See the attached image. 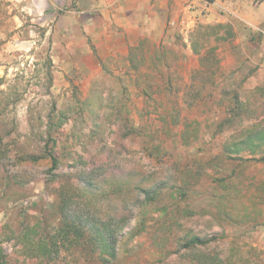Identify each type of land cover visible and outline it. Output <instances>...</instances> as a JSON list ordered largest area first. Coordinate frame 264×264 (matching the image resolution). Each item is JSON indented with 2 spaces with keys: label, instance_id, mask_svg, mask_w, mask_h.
<instances>
[{
  "label": "rangeland",
  "instance_id": "obj_1",
  "mask_svg": "<svg viewBox=\"0 0 264 264\" xmlns=\"http://www.w3.org/2000/svg\"><path fill=\"white\" fill-rule=\"evenodd\" d=\"M73 4V0L70 4L67 0H36L35 3L0 0V136L4 137L6 152L0 161L2 223L16 224L20 209L40 216L41 211L53 206L58 182L47 181V162H27L21 159V154L42 151L48 114L75 103L76 97L85 100L94 86L125 102L132 123L145 132L147 139L152 135L155 142L163 143L177 155L182 167L207 160L221 151V145L235 128L226 127L215 137L210 133L227 115L235 92L247 102L250 116L264 117L261 50L258 45L250 48L242 42L234 44L235 29L227 22L223 24L229 26V33L226 27L203 28L199 32L201 36H194L195 42L199 37L200 47L202 44L216 47L208 62L209 66H215L216 72L206 70L197 74L204 67L191 36L200 23L177 31L173 41L159 48L155 43L137 45L133 63L128 58L130 52L125 58L111 52L101 59L91 36L78 24L81 18L73 13L81 8ZM261 35L256 32L252 42L258 44ZM83 39H87V45L82 44ZM135 65L140 68L131 67ZM204 82L207 84L199 91ZM73 113L77 117L76 128H84L90 134L88 119L81 121L79 113L76 110ZM252 119L249 117L246 122ZM195 127L201 131L200 139L193 138L186 143L184 131ZM64 128L70 134L73 125L69 123ZM112 131L107 129L105 149L101 150L98 141L90 140L89 151L82 153L90 165L107 168L110 182L126 184L123 199L107 194L95 197L104 215L116 212L123 205L130 212L128 227L118 239L119 263L187 264L178 254L163 258L169 250H160L150 234L125 236L135 224L145 190L156 184L170 185L175 165L172 161L165 164L153 161L143 150L142 138H121ZM222 164V168L213 167L204 172L201 184L195 189L197 195L191 206L194 213L184 215L180 221L189 233L203 237L227 236L228 239L212 245L221 252L229 250V239H234L247 244L245 253L260 250L259 255L264 258V161L238 165L235 175L230 170L235 163L224 155ZM79 169L62 166L59 170ZM225 175L234 180V187H218V182L211 180ZM214 194L220 197H213ZM251 246L257 250L250 249ZM4 247L12 251L13 243L5 241Z\"/></svg>",
  "mask_w": 264,
  "mask_h": 264
},
{
  "label": "trees",
  "instance_id": "obj_2",
  "mask_svg": "<svg viewBox=\"0 0 264 264\" xmlns=\"http://www.w3.org/2000/svg\"><path fill=\"white\" fill-rule=\"evenodd\" d=\"M224 27L229 33V26L223 23H200L194 29L192 44L195 52L200 54L204 67L197 74L208 72L206 70L216 72L215 66L208 65L216 47L205 44L200 47L199 37L195 42L194 36H199L203 28L218 30ZM202 48H205L204 52ZM137 49L132 48L128 55L132 63ZM139 66L131 67L137 70ZM206 84L207 82L202 83L199 91ZM74 102L64 109H54L48 114L42 151L21 154V159L27 162H47V181L58 182L57 198L53 206L41 211L40 216H32L20 209L17 211L16 224L0 221V264H70L72 261L76 264H120L118 239L128 227L130 212L123 205L116 212H107L104 215L95 197L107 194L119 195L123 199L126 195L125 192L122 193L123 185L126 184L110 182L106 175L107 168L103 165H90V161L83 154L89 151L90 140L98 141L102 145L101 150L107 147V129L110 132L113 130L112 133L116 132L121 138H142L143 150L153 161L160 164L172 161L175 165L170 185L156 184L152 189L145 190V196L139 202L135 214V224L125 235L127 238L141 232L150 234V239L160 250H169L162 255L163 258L178 254L187 264H264V258L259 255L260 250L245 253L246 243L229 239V250L221 252L212 248V245L228 239L227 236L203 237L189 233L180 221L184 215L194 213L191 206L197 195L195 189L201 184L204 172L213 167H224L223 155L235 163L230 168L234 175L238 165L250 161H264V117L250 116L247 102L238 92L232 95V105L225 118L210 133V136L215 137L226 127L235 128L230 138L221 145V151L212 154L207 160L186 167H182L177 155L170 152L163 143L155 142L152 135L150 140L147 139L145 132L132 123L125 102L117 101L113 95L107 94L98 86L92 88L88 98L82 100L76 97ZM73 110L79 113V120L88 119L90 134L84 128H76L77 117ZM249 117L253 119L246 122ZM69 123L73 125L70 134L64 128ZM112 127H117V130ZM200 136L201 131L196 127L191 130L187 128L183 133L186 143L193 138L198 140ZM4 146V137L0 136V161L6 154ZM62 166L80 169L61 172L59 169ZM211 180L217 181L218 187L235 185L234 180L227 175ZM129 195L127 193L126 200ZM216 196L219 195L214 194L213 197ZM5 241L13 243L12 251L6 250ZM250 249L257 250L253 246Z\"/></svg>",
  "mask_w": 264,
  "mask_h": 264
},
{
  "label": "crops",
  "instance_id": "obj_3",
  "mask_svg": "<svg viewBox=\"0 0 264 264\" xmlns=\"http://www.w3.org/2000/svg\"><path fill=\"white\" fill-rule=\"evenodd\" d=\"M73 1L74 6L81 8L73 10L76 18H81L78 24L91 36L101 59L111 52L125 58L141 43H155L159 48L173 41L177 31L191 29L198 23L217 22L234 27V44L242 42L250 48L258 45L260 58H264V0ZM71 2L67 0L68 4ZM256 32L261 35L258 44L252 42ZM87 43V39L82 40L83 45Z\"/></svg>",
  "mask_w": 264,
  "mask_h": 264
}]
</instances>
